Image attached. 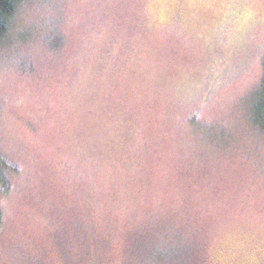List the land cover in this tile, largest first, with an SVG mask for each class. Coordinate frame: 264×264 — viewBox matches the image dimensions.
Wrapping results in <instances>:
<instances>
[{
	"label": "clouds",
	"instance_id": "1",
	"mask_svg": "<svg viewBox=\"0 0 264 264\" xmlns=\"http://www.w3.org/2000/svg\"><path fill=\"white\" fill-rule=\"evenodd\" d=\"M264 0H0V264H264Z\"/></svg>",
	"mask_w": 264,
	"mask_h": 264
},
{
	"label": "rangeland",
	"instance_id": "2",
	"mask_svg": "<svg viewBox=\"0 0 264 264\" xmlns=\"http://www.w3.org/2000/svg\"><path fill=\"white\" fill-rule=\"evenodd\" d=\"M264 88L242 99L240 107L247 122L256 128L264 130Z\"/></svg>",
	"mask_w": 264,
	"mask_h": 264
},
{
	"label": "trees",
	"instance_id": "3",
	"mask_svg": "<svg viewBox=\"0 0 264 264\" xmlns=\"http://www.w3.org/2000/svg\"><path fill=\"white\" fill-rule=\"evenodd\" d=\"M262 108H264V105H263V107Z\"/></svg>",
	"mask_w": 264,
	"mask_h": 264
}]
</instances>
